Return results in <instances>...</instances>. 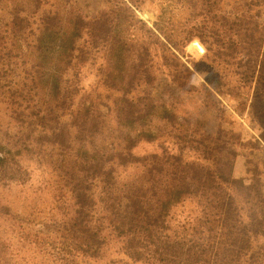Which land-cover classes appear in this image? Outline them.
<instances>
[{
	"label": "trees",
	"instance_id": "obj_1",
	"mask_svg": "<svg viewBox=\"0 0 264 264\" xmlns=\"http://www.w3.org/2000/svg\"><path fill=\"white\" fill-rule=\"evenodd\" d=\"M158 6L159 20L174 11L194 17L186 39L199 36L239 84L255 83L252 109L264 127L255 106L264 104V0ZM133 23L145 26L118 6L90 18L73 0H0V103L13 128L0 132V188L29 185L37 172L59 217L51 234H32L0 202V264H105L113 248L119 257L106 264H264L260 172L248 163L237 176L226 131L209 135L148 89L136 91L154 79ZM100 51L105 99L80 84ZM140 143L157 149L138 155Z\"/></svg>",
	"mask_w": 264,
	"mask_h": 264
},
{
	"label": "rangeland",
	"instance_id": "obj_2",
	"mask_svg": "<svg viewBox=\"0 0 264 264\" xmlns=\"http://www.w3.org/2000/svg\"><path fill=\"white\" fill-rule=\"evenodd\" d=\"M47 1L49 5L52 2ZM161 1L171 2V0H73V4L83 15L90 18L104 13L110 14L115 6L131 9L134 19L142 21L145 26L133 23L129 34L135 41H143L149 48L151 64L146 68L154 79L152 86L142 82L136 86V91L148 89L154 101L165 104L179 116L188 117L209 135H216L220 128L226 131L238 153L234 162L236 175L246 177L245 171L250 163V166L260 172L264 183V127L260 125L252 109L255 83L252 82L246 87L239 84L231 68L222 60L215 61L212 51L208 50L209 46L199 36H194L189 41L186 39L187 31L195 25L194 17L174 11L159 20L158 3ZM1 7L6 9L7 5L2 4ZM144 14L148 19L143 16ZM171 21H177L179 25H172ZM167 22L168 24H163ZM155 23L162 30L159 41L149 35L147 30L151 29L157 35ZM196 34L194 31L193 35ZM105 70L106 60L104 53L100 51L95 61L88 62L81 68L80 84L83 91L90 93L97 90L105 99L106 95L110 94L102 85ZM210 80L219 87L213 88ZM111 94L114 98L121 97V93L115 91ZM255 106L258 113L261 111L259 108L264 110V104ZM8 123L5 103H0V132L6 128L13 129ZM156 149L157 143H140L135 152L144 155ZM36 174L37 172L34 173V180L29 185L0 188V202L7 205L14 214L27 219L32 234L39 230L40 235H49L54 229L50 223L53 215L59 217L54 209L52 189L46 187L40 189L41 184ZM118 257L116 249L113 248L107 251L104 263ZM34 259L42 258L36 256Z\"/></svg>",
	"mask_w": 264,
	"mask_h": 264
},
{
	"label": "water",
	"instance_id": "obj_3",
	"mask_svg": "<svg viewBox=\"0 0 264 264\" xmlns=\"http://www.w3.org/2000/svg\"><path fill=\"white\" fill-rule=\"evenodd\" d=\"M146 19H148V16L146 14L143 15Z\"/></svg>",
	"mask_w": 264,
	"mask_h": 264
}]
</instances>
